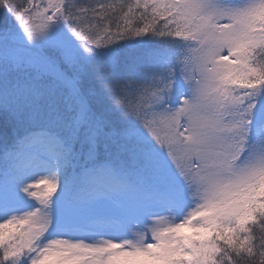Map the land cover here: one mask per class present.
<instances>
[{"label":"snow or ice","instance_id":"6c2138e0","mask_svg":"<svg viewBox=\"0 0 264 264\" xmlns=\"http://www.w3.org/2000/svg\"><path fill=\"white\" fill-rule=\"evenodd\" d=\"M0 264H264V0H0Z\"/></svg>","mask_w":264,"mask_h":264}]
</instances>
